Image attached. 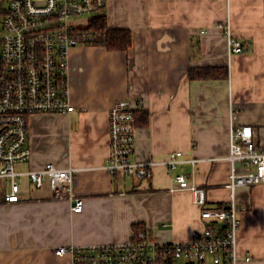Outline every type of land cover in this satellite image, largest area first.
<instances>
[{
  "label": "crops",
  "instance_id": "crops-1",
  "mask_svg": "<svg viewBox=\"0 0 264 264\" xmlns=\"http://www.w3.org/2000/svg\"><path fill=\"white\" fill-rule=\"evenodd\" d=\"M103 15L110 27L130 30V46L69 49L74 108L32 115L29 158L16 165L20 171L31 163L75 167L83 208L71 210V201L55 197L47 183L35 188L26 177L21 199L7 202L8 185L0 179V264H70L69 254H55L58 246L123 242L133 224L157 242L188 241L204 226L201 207L229 198V164L222 158L229 127L251 125L264 148V0H107ZM224 26L243 43L241 53L228 52ZM197 66H226L228 76L192 79L188 68ZM119 99L142 103L134 113L132 159L156 162L149 178L104 169L108 111ZM171 151L199 160L167 168L160 162ZM181 172L204 189V205L190 189L176 187L173 176ZM235 202L236 264H264V183L238 187Z\"/></svg>",
  "mask_w": 264,
  "mask_h": 264
},
{
  "label": "built area",
  "instance_id": "built-area-1",
  "mask_svg": "<svg viewBox=\"0 0 264 264\" xmlns=\"http://www.w3.org/2000/svg\"><path fill=\"white\" fill-rule=\"evenodd\" d=\"M1 1V0H0ZM106 0H6L0 5V179L8 185L7 202L21 199L23 177L35 187L47 183L55 197L71 201L79 212L83 200L74 191L76 168L48 163L25 171L16 165L29 158V119L40 113L61 114L73 110L68 88V51L77 45H91L101 31L90 26L103 15ZM86 22L81 17L90 16ZM229 53H241L243 43L224 26ZM142 103L119 99L108 111V154L104 169L109 175L149 178L152 160L132 159L135 150V110ZM229 164L226 187L229 198L201 207L204 226L195 229L188 241L157 242L144 228L132 227L119 243L58 246L55 254H69L70 264H156L182 260L192 264H236L237 234L240 227L235 191L240 186L264 183V148L252 137L249 124L231 125L228 131ZM171 151L160 163L167 168L199 159H181ZM239 164V165H238ZM241 166V170L237 167ZM176 187L190 189L194 202L204 205L205 191L184 173L173 176ZM248 260L249 256H245Z\"/></svg>",
  "mask_w": 264,
  "mask_h": 264
},
{
  "label": "trees",
  "instance_id": "trees-1",
  "mask_svg": "<svg viewBox=\"0 0 264 264\" xmlns=\"http://www.w3.org/2000/svg\"><path fill=\"white\" fill-rule=\"evenodd\" d=\"M90 26L101 31L99 39L93 45H102L108 50H125L131 44V32L128 28H113L106 22V16L97 15L91 19ZM188 75L192 79H208L227 77L228 69L226 66L217 68L213 66L189 67ZM136 111V110H135ZM134 228H142L140 225L133 224Z\"/></svg>",
  "mask_w": 264,
  "mask_h": 264
},
{
  "label": "rangeland",
  "instance_id": "rangeland-1",
  "mask_svg": "<svg viewBox=\"0 0 264 264\" xmlns=\"http://www.w3.org/2000/svg\"><path fill=\"white\" fill-rule=\"evenodd\" d=\"M5 4H6V0H1L0 1V5H1L2 8L5 7ZM104 11H105V9H104ZM89 18H91V15L90 16H83V17H81V22H86V20H88ZM0 32H1V27H0Z\"/></svg>",
  "mask_w": 264,
  "mask_h": 264
},
{
  "label": "water",
  "instance_id": "water-1",
  "mask_svg": "<svg viewBox=\"0 0 264 264\" xmlns=\"http://www.w3.org/2000/svg\"><path fill=\"white\" fill-rule=\"evenodd\" d=\"M31 166L34 167L35 166L34 163H31Z\"/></svg>",
  "mask_w": 264,
  "mask_h": 264
}]
</instances>
